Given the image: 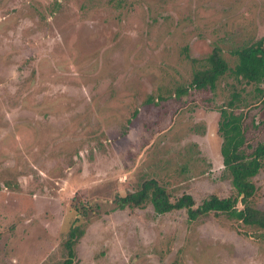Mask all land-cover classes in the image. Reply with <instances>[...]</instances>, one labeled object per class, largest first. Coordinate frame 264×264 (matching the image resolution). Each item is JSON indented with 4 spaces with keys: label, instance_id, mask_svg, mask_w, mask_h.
I'll use <instances>...</instances> for the list:
<instances>
[{
    "label": "rangeland",
    "instance_id": "obj_1",
    "mask_svg": "<svg viewBox=\"0 0 264 264\" xmlns=\"http://www.w3.org/2000/svg\"><path fill=\"white\" fill-rule=\"evenodd\" d=\"M260 38L264 0H0V264L60 263L76 224L70 264H264V228L113 201L146 178L196 204L233 192L220 108L255 144L264 96L229 71L189 82ZM252 180L264 208V166Z\"/></svg>",
    "mask_w": 264,
    "mask_h": 264
},
{
    "label": "trees",
    "instance_id": "obj_2",
    "mask_svg": "<svg viewBox=\"0 0 264 264\" xmlns=\"http://www.w3.org/2000/svg\"><path fill=\"white\" fill-rule=\"evenodd\" d=\"M237 62L231 68L220 49L214 47L207 56L206 66L193 71L190 86L196 88H214L217 80L226 71L233 74L236 80L242 76L246 83H255L254 90L258 98L264 96V39L242 46L235 50ZM242 77V78H243ZM186 91L185 87L179 89L178 94ZM237 95V93H234ZM260 96V97H259ZM231 105L233 101L228 102ZM242 113L227 110L226 106L220 108L218 120V132L221 136L220 152L224 168L230 175L233 192L220 196L215 193L208 194L199 204H196L192 194L181 193L175 199H171L170 193L164 185L154 178H146L140 185L124 193H117L113 201L115 206H141L146 201H151L155 211L161 213L172 209L185 208L189 219L207 214L223 212L228 217L235 218L246 224H252L264 228V208H258L250 204L248 199L253 196L256 186L252 177L264 166V141L246 145V137L242 125L239 124ZM241 203L242 206L237 204ZM95 209V205L82 203L81 212L85 215L87 207ZM80 234L79 225H72L67 231L64 241L66 257L58 264H70L73 255V243Z\"/></svg>",
    "mask_w": 264,
    "mask_h": 264
}]
</instances>
